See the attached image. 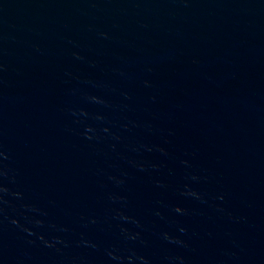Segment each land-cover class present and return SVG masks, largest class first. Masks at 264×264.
<instances>
[{"label":"water","instance_id":"water-1","mask_svg":"<svg viewBox=\"0 0 264 264\" xmlns=\"http://www.w3.org/2000/svg\"><path fill=\"white\" fill-rule=\"evenodd\" d=\"M0 264H264V0H0Z\"/></svg>","mask_w":264,"mask_h":264}]
</instances>
